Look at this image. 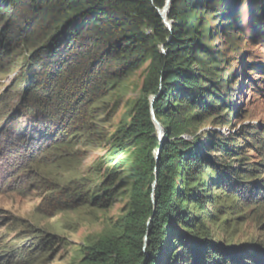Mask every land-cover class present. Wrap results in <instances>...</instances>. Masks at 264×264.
Here are the masks:
<instances>
[{
    "label": "trees",
    "instance_id": "obj_1",
    "mask_svg": "<svg viewBox=\"0 0 264 264\" xmlns=\"http://www.w3.org/2000/svg\"><path fill=\"white\" fill-rule=\"evenodd\" d=\"M238 1L173 0L169 30L159 13L166 0H0V73L11 71L19 56L26 58L22 112L31 113L30 120L21 122L15 113L12 123H3L6 102L0 109V144L8 132L22 151L16 168L26 160L41 163L52 153L73 154L76 145H94L104 118L101 102L117 80L149 60L141 97L115 131L117 150L127 140L136 144L135 159L120 161L101 184L81 177L42 185L46 194L41 203L50 212L85 203L90 196L93 206L105 207L119 181L117 170L130 166L132 194L119 232L94 240L83 257L86 263L169 264L164 257L177 237L184 264H264L256 249L233 250L210 241L203 223L208 217L217 221L218 213L210 209L217 202L216 190L232 199L235 209L258 202L264 163L233 166L228 160L244 159L240 147L221 133H193L211 116L225 126L235 114L221 92L231 76L222 74L213 56L211 24L198 16L210 13L227 24L226 30L240 32ZM250 7L264 35V0H250ZM156 95L153 108L168 137L193 134L192 139L165 143L159 160L151 115ZM245 128L242 135L252 138L253 148L264 157V135L257 139ZM26 174L32 179L37 169L29 167ZM190 204L204 206L202 214L194 216ZM25 233L27 237L4 245L0 264H29L51 241L34 225ZM186 236L191 238L188 248Z\"/></svg>",
    "mask_w": 264,
    "mask_h": 264
},
{
    "label": "rangeland",
    "instance_id": "obj_2",
    "mask_svg": "<svg viewBox=\"0 0 264 264\" xmlns=\"http://www.w3.org/2000/svg\"><path fill=\"white\" fill-rule=\"evenodd\" d=\"M238 3L240 32L226 30L227 24L216 21L210 13L204 12L198 16L203 18L204 23L207 21L211 24L214 36L209 45L213 56L222 74L231 76L223 82L221 92L226 102L234 107L235 114L229 125H216L211 116L201 122L196 131L193 129V133L203 135L221 133L234 147H240L239 153L244 159L236 162L228 160L233 166L243 162L264 163V157L253 148V139L242 135L245 127L251 128L250 132L255 133L257 139L264 135V35L252 18L250 0H239ZM160 48L163 51L162 46ZM24 57L19 56L11 71L0 73V109L5 102L8 105L3 108V123H12L15 113L21 114V122L31 118L27 110L22 112ZM148 64L149 60H146L117 80L112 92L103 99L100 106L104 117L101 136L92 146L76 145L72 148L73 154L52 153L41 163L31 164V160H26L21 166L23 168H16L22 151L10 133L4 135L0 144V251L5 244L10 245L25 238V229L34 225L50 235L51 241L46 249L36 253L29 264H88L83 257L91 243L104 235L119 232V224L129 208L132 194L130 166L117 170L119 181L114 186L112 200L105 207L93 206L90 196L85 203L50 212L41 203L46 194L42 185L51 179L67 184L81 177L101 184L120 161L131 163L135 159L138 150L136 144L127 140L122 142L121 150H117L115 131L129 120L133 105L141 97ZM162 128L160 138L156 128L155 136L160 147L154 151L155 155L168 141L193 138V134L188 133L171 138ZM33 166L38 174H32L34 178L31 179L26 170ZM214 195L217 202L210 209L216 215L218 213L217 221H212L211 217L203 221L210 241L233 250L256 249L264 256V187L258 194L260 200L243 209L238 206L233 208L235 202L220 190L214 191ZM188 207L194 216L202 214L204 210V206L190 204ZM186 237L183 243L188 248L191 238ZM180 243L182 241L179 242L177 237L172 239L170 255L164 257L169 264H181L179 259L183 249Z\"/></svg>",
    "mask_w": 264,
    "mask_h": 264
},
{
    "label": "water",
    "instance_id": "obj_3",
    "mask_svg": "<svg viewBox=\"0 0 264 264\" xmlns=\"http://www.w3.org/2000/svg\"><path fill=\"white\" fill-rule=\"evenodd\" d=\"M172 2H173V0H166V2H165V6L168 5V6L170 7L171 4H172ZM165 6H164V7H165ZM169 10H170V9L168 8V13H169ZM159 13H160V15L162 16L163 21H164L165 25L167 26V28H168L169 30H172L173 24H172L171 21L168 20V14H167L166 16H164V15L162 14L161 10H159ZM162 49H163V52H166L164 47H162ZM156 99H157V95L151 97V115H152V120H153V122H154V124H155L157 130H159L158 135H159V138H160V136H161V135H160V132H161L162 125H161L160 121L157 119V117H156V112H155V110H154V108H153V103L155 102ZM160 152H161V149H159L158 152H157V155H156V159H157V160H159V158H160ZM156 175H157V174H156ZM156 187H157V180H156V181L154 182V184H153V189L155 190ZM152 201H153V203H154V205H155V204H156L155 193L152 194ZM150 222H151V220H150ZM147 245H148V235L146 236L145 247H147Z\"/></svg>",
    "mask_w": 264,
    "mask_h": 264
},
{
    "label": "bare ground",
    "instance_id": "obj_4",
    "mask_svg": "<svg viewBox=\"0 0 264 264\" xmlns=\"http://www.w3.org/2000/svg\"><path fill=\"white\" fill-rule=\"evenodd\" d=\"M168 8L170 9V7L167 5V6H165L162 10H161V12H162V14L164 15V16H166L167 14H168ZM157 132L159 133V130H157ZM161 134V133H160Z\"/></svg>",
    "mask_w": 264,
    "mask_h": 264
}]
</instances>
